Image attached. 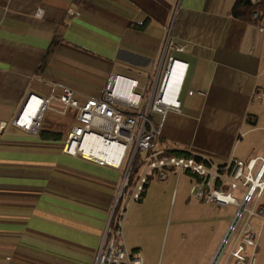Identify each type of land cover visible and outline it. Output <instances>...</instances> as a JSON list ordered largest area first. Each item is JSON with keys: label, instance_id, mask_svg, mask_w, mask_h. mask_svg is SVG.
<instances>
[{"label": "crops", "instance_id": "crops-1", "mask_svg": "<svg viewBox=\"0 0 264 264\" xmlns=\"http://www.w3.org/2000/svg\"><path fill=\"white\" fill-rule=\"evenodd\" d=\"M235 2L0 0V264H93L121 180L119 170L15 127L26 95L46 98L55 83L53 94L65 86L83 103L98 98L112 75L146 82L169 25L186 47L172 56L187 69L179 112L167 113L158 146L215 164L261 156L264 14L257 24L241 21L232 15ZM226 230L195 264H210ZM131 250L145 264L141 244Z\"/></svg>", "mask_w": 264, "mask_h": 264}, {"label": "built area", "instance_id": "built-area-1", "mask_svg": "<svg viewBox=\"0 0 264 264\" xmlns=\"http://www.w3.org/2000/svg\"><path fill=\"white\" fill-rule=\"evenodd\" d=\"M41 16V10H37L35 17ZM251 20L257 24L260 13L253 12ZM166 30L155 72L146 82L112 75L98 98L83 103L65 86H60V95L53 94L58 85L51 83L46 98L26 95L13 125L30 135L46 132L59 136V140L48 141L59 143L63 153L121 172L93 264H143L142 258L125 243L128 208L142 199L150 176L163 181L170 173L177 175V179L183 174L190 178V198L236 208L216 264L226 251L228 257L223 264H254V259L250 261L244 252L247 247H255L258 237L251 219L264 223V208L257 210L259 202L264 201V155L247 162L230 157L223 164H215L194 153L177 155L158 146L167 113L179 112L178 97L187 69V63L172 56V52H185L186 47L172 39V25ZM235 190H240V200L232 196Z\"/></svg>", "mask_w": 264, "mask_h": 264}, {"label": "rangeland", "instance_id": "rangeland-1", "mask_svg": "<svg viewBox=\"0 0 264 264\" xmlns=\"http://www.w3.org/2000/svg\"><path fill=\"white\" fill-rule=\"evenodd\" d=\"M258 109L264 110L256 108V111ZM253 136L249 135L245 139L246 144ZM256 138L260 139V143L255 146L259 151L256 153L263 155L264 131H260ZM240 149L245 155L248 153L247 145H242ZM255 155L246 156L244 161L247 162ZM176 179L175 174H170L163 181L155 177L151 181L147 199L137 201L128 208L124 224L125 243L129 249L141 244L145 264L204 262L236 212L233 205L216 206L189 199L190 178L181 175L177 185ZM175 187L176 196L172 199ZM232 196L240 200V190H235ZM259 208H264L263 200L259 202L257 210ZM251 224L258 237L255 239V247H247L244 255L250 261L254 259V264H264V223L252 218ZM227 254L228 251L219 264L224 263Z\"/></svg>", "mask_w": 264, "mask_h": 264}, {"label": "trees", "instance_id": "trees-1", "mask_svg": "<svg viewBox=\"0 0 264 264\" xmlns=\"http://www.w3.org/2000/svg\"><path fill=\"white\" fill-rule=\"evenodd\" d=\"M253 12H259L260 18L264 14V0H236L233 9L232 15L244 22L251 21V15ZM43 140H59V136L49 134L46 132H41L40 135ZM177 155H186L185 153L177 152ZM144 195V194H143ZM142 195V197H143Z\"/></svg>", "mask_w": 264, "mask_h": 264}, {"label": "water", "instance_id": "water-1", "mask_svg": "<svg viewBox=\"0 0 264 264\" xmlns=\"http://www.w3.org/2000/svg\"><path fill=\"white\" fill-rule=\"evenodd\" d=\"M226 238L227 236H225V238H223V240L221 241L219 247L217 248L212 260L210 261V264H216L219 260V258L221 257V254L223 252L224 249V244L226 242Z\"/></svg>", "mask_w": 264, "mask_h": 264}, {"label": "bare ground", "instance_id": "bare-ground-1", "mask_svg": "<svg viewBox=\"0 0 264 264\" xmlns=\"http://www.w3.org/2000/svg\"><path fill=\"white\" fill-rule=\"evenodd\" d=\"M135 92H138V91H135Z\"/></svg>", "mask_w": 264, "mask_h": 264}]
</instances>
